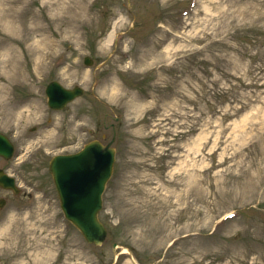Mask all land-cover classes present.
<instances>
[{
	"label": "rangeland",
	"instance_id": "rangeland-1",
	"mask_svg": "<svg viewBox=\"0 0 264 264\" xmlns=\"http://www.w3.org/2000/svg\"><path fill=\"white\" fill-rule=\"evenodd\" d=\"M52 80L85 91L52 110ZM0 131V264H264V0H0ZM93 139L117 148L98 246L49 173Z\"/></svg>",
	"mask_w": 264,
	"mask_h": 264
},
{
	"label": "water",
	"instance_id": "water-1",
	"mask_svg": "<svg viewBox=\"0 0 264 264\" xmlns=\"http://www.w3.org/2000/svg\"><path fill=\"white\" fill-rule=\"evenodd\" d=\"M88 62H91L87 58ZM83 90L65 89L52 82L47 89L49 104L61 108L65 103L82 94ZM13 154V145L7 136L0 133V155L9 158ZM113 164V149L100 141L89 143L80 153L60 156L53 160L51 172L62 200L66 215L82 231L86 239L102 244L107 230L98 218L102 205L101 194L105 181L109 178ZM0 185L15 188L13 178L0 170Z\"/></svg>",
	"mask_w": 264,
	"mask_h": 264
}]
</instances>
